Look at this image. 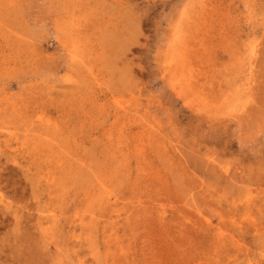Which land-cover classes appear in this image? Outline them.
Instances as JSON below:
<instances>
[{"label": "rangeland", "instance_id": "obj_1", "mask_svg": "<svg viewBox=\"0 0 264 264\" xmlns=\"http://www.w3.org/2000/svg\"><path fill=\"white\" fill-rule=\"evenodd\" d=\"M0 264H264V0H0Z\"/></svg>", "mask_w": 264, "mask_h": 264}]
</instances>
